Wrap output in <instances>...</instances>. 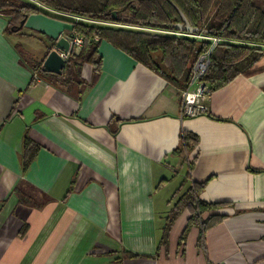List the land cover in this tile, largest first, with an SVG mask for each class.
Instances as JSON below:
<instances>
[{
    "label": "crops",
    "instance_id": "crops-1",
    "mask_svg": "<svg viewBox=\"0 0 264 264\" xmlns=\"http://www.w3.org/2000/svg\"><path fill=\"white\" fill-rule=\"evenodd\" d=\"M7 24L0 13V264H264V56L203 99L213 116H185L182 91L107 40L77 99L15 48L44 59L36 33L55 40L71 23L32 13L9 37ZM183 131L197 136L187 156L175 151ZM25 136L39 145L26 166ZM184 179L181 192L203 182L225 217L199 247L197 226L180 242L185 209L159 246Z\"/></svg>",
    "mask_w": 264,
    "mask_h": 264
},
{
    "label": "trees",
    "instance_id": "trees-1",
    "mask_svg": "<svg viewBox=\"0 0 264 264\" xmlns=\"http://www.w3.org/2000/svg\"><path fill=\"white\" fill-rule=\"evenodd\" d=\"M38 12L70 22L66 33L71 38H83L82 50L67 55L61 74L44 72L43 59L27 52L22 44H15L20 61L41 79L77 99L102 70V40L127 52L182 92L191 86L198 57L210 51L209 65L200 78L207 88L206 96L240 74L249 76L257 72L256 64L264 56V0H0V13L8 19L5 35L19 33L22 28H16L22 20ZM178 23L197 30L176 29ZM36 35L46 46L47 54L54 39L43 33ZM212 37H219V42L213 45ZM84 63L92 65L90 81L81 76ZM196 142L195 134L183 131L175 151L187 156ZM38 148L25 136V166ZM187 182L184 179L176 191L180 194L165 219L159 246L169 243L171 228L185 209L189 216L180 242L185 241L190 227L197 226L199 247L204 246L206 230L225 217L216 211L225 202L201 199L203 182L188 183L181 192Z\"/></svg>",
    "mask_w": 264,
    "mask_h": 264
},
{
    "label": "built area",
    "instance_id": "built-area-1",
    "mask_svg": "<svg viewBox=\"0 0 264 264\" xmlns=\"http://www.w3.org/2000/svg\"><path fill=\"white\" fill-rule=\"evenodd\" d=\"M213 45L219 42V37H212ZM73 50H78L83 46V38L79 35L71 38ZM65 58L68 53H61ZM210 62V51L201 54L193 66V77L191 86L182 95V113L185 116H196L207 111V106L204 104L203 99L206 97L205 91L207 90L205 84L200 80L201 76L205 73ZM211 264H224L223 262H212Z\"/></svg>",
    "mask_w": 264,
    "mask_h": 264
},
{
    "label": "water",
    "instance_id": "water-1",
    "mask_svg": "<svg viewBox=\"0 0 264 264\" xmlns=\"http://www.w3.org/2000/svg\"><path fill=\"white\" fill-rule=\"evenodd\" d=\"M25 20H22L17 30L24 24ZM175 28L179 30H186L188 32H195L197 29L193 28L189 24L178 23L175 24ZM71 36L68 34L58 37L51 43L50 49L43 59L42 70L44 72H52L55 74H61L66 63V58L61 54L71 53L73 51V45L71 44Z\"/></svg>",
    "mask_w": 264,
    "mask_h": 264
},
{
    "label": "rangeland",
    "instance_id": "rangeland-1",
    "mask_svg": "<svg viewBox=\"0 0 264 264\" xmlns=\"http://www.w3.org/2000/svg\"><path fill=\"white\" fill-rule=\"evenodd\" d=\"M32 44V45H31ZM27 47L29 46V47H36V46H38V42L37 41H31V43L30 44H28V45H26ZM28 47V48H29ZM181 176L180 177H175V180L173 181V183L172 184H170L168 187H166V190H167V188L169 189V188H172V190H174V188H175V186L176 185H178L179 183H180V181H181Z\"/></svg>",
    "mask_w": 264,
    "mask_h": 264
}]
</instances>
